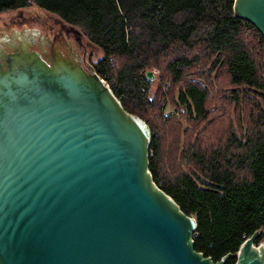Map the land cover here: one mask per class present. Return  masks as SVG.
<instances>
[{
  "label": "water",
  "instance_id": "obj_1",
  "mask_svg": "<svg viewBox=\"0 0 264 264\" xmlns=\"http://www.w3.org/2000/svg\"><path fill=\"white\" fill-rule=\"evenodd\" d=\"M233 10L264 36V0ZM151 141L73 41L37 25L0 29V264H226L230 252L195 249L197 219L154 180ZM260 234L232 264H264Z\"/></svg>",
  "mask_w": 264,
  "mask_h": 264
},
{
  "label": "trees",
  "instance_id": "obj_2",
  "mask_svg": "<svg viewBox=\"0 0 264 264\" xmlns=\"http://www.w3.org/2000/svg\"><path fill=\"white\" fill-rule=\"evenodd\" d=\"M29 2L103 52L97 72L152 129L154 180L197 219L195 249L214 260L230 252L232 264L256 230L262 241L264 36L234 0H0V12Z\"/></svg>",
  "mask_w": 264,
  "mask_h": 264
},
{
  "label": "rangeland",
  "instance_id": "obj_3",
  "mask_svg": "<svg viewBox=\"0 0 264 264\" xmlns=\"http://www.w3.org/2000/svg\"><path fill=\"white\" fill-rule=\"evenodd\" d=\"M34 7L35 5L33 4V2H29L28 5H26L23 8L14 9V10H6V11L0 12V29L12 28L9 26L16 24V23H19V25H23L25 22H27L26 25H39L41 22H43L44 20H47L48 18L51 20V16H50L51 13L44 12V11L40 12ZM11 18L15 20H10ZM19 18H22V20H19ZM23 20H25V22ZM90 47H91L90 49L91 52L89 54L90 55L89 60L91 62H94L99 56L103 54V52L100 50V48L96 47L93 44ZM152 70L154 71L156 75V79L151 82L152 83L151 91L153 92L159 83L160 70L157 67H152ZM163 111L165 115L173 111V108L170 105V102L166 103Z\"/></svg>",
  "mask_w": 264,
  "mask_h": 264
},
{
  "label": "flooded vegetation",
  "instance_id": "obj_4",
  "mask_svg": "<svg viewBox=\"0 0 264 264\" xmlns=\"http://www.w3.org/2000/svg\"><path fill=\"white\" fill-rule=\"evenodd\" d=\"M10 20H15V19H10ZM19 20H22V18H19ZM25 22V20H23ZM8 24V23H7ZM27 22H25L23 25H19V23L13 24L9 27H22L26 26ZM9 25V24H8ZM41 28L47 31H52L55 32L56 34H61L63 35L67 40H71L74 42V45L77 47L78 52L83 56V60L85 61L86 59L89 60V54L91 52V47L86 43V39L84 40L83 38V43L79 44L76 40L75 33L69 29L67 30L65 27L62 26V24L54 21L53 18L51 20L48 18L47 20H44L41 22L39 25ZM90 61V60H89Z\"/></svg>",
  "mask_w": 264,
  "mask_h": 264
},
{
  "label": "built area",
  "instance_id": "obj_5",
  "mask_svg": "<svg viewBox=\"0 0 264 264\" xmlns=\"http://www.w3.org/2000/svg\"><path fill=\"white\" fill-rule=\"evenodd\" d=\"M264 240L260 241V242H263Z\"/></svg>",
  "mask_w": 264,
  "mask_h": 264
}]
</instances>
